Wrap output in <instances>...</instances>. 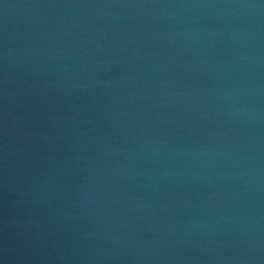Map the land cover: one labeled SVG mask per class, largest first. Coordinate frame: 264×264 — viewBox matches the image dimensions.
<instances>
[{"label": "water", "instance_id": "1", "mask_svg": "<svg viewBox=\"0 0 264 264\" xmlns=\"http://www.w3.org/2000/svg\"><path fill=\"white\" fill-rule=\"evenodd\" d=\"M0 264H264V0H0Z\"/></svg>", "mask_w": 264, "mask_h": 264}]
</instances>
